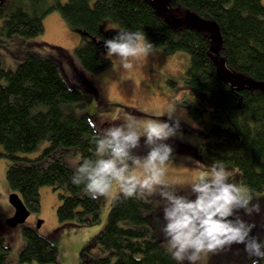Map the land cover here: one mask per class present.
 <instances>
[{
    "label": "trees",
    "instance_id": "trees-1",
    "mask_svg": "<svg viewBox=\"0 0 264 264\" xmlns=\"http://www.w3.org/2000/svg\"><path fill=\"white\" fill-rule=\"evenodd\" d=\"M171 12L183 16L192 11L214 22L221 36L220 57L239 77L264 84V5L261 0H171ZM57 11L72 29L82 33L74 49L80 66L98 73L111 65L102 55L103 40L126 28L142 31L155 47L189 57L183 81L190 99L184 104L189 117L199 124V133L209 155L176 142L200 163L209 167L222 162L236 172L239 183L264 191V91L231 88L217 76L210 59L211 32L186 27L173 29L159 18L148 0H0V49L14 36L32 39L43 33V20ZM173 13V12H172ZM105 21L115 29L103 30ZM48 47L52 56L26 51L15 70L0 69V158L7 161L6 181L29 212L40 207L39 189L50 186L59 193L56 217L59 227L97 222L98 200L73 185L74 168L55 156L59 149H72L81 157L93 155L95 128L85 116L64 112L61 106L82 101L60 72V57L66 52ZM143 140V138L141 139ZM48 146L34 158L26 155L44 142ZM150 199V198H149ZM135 198L113 199L103 229L94 243L103 254L94 264H176L154 235L138 229L149 223L145 212L151 203ZM25 246L19 263L57 264V249L34 229L22 230ZM8 247L0 233V264H6Z\"/></svg>",
    "mask_w": 264,
    "mask_h": 264
},
{
    "label": "rangeland",
    "instance_id": "rangeland-1",
    "mask_svg": "<svg viewBox=\"0 0 264 264\" xmlns=\"http://www.w3.org/2000/svg\"><path fill=\"white\" fill-rule=\"evenodd\" d=\"M94 1L90 0V4L92 5ZM261 3L264 5V0H261ZM172 12L176 16V13ZM115 28L110 21L104 22V31ZM82 36L79 30L70 28L57 11H53L43 20L42 34L32 39L14 36L0 49V69L15 70L24 60L26 51H36L45 57L54 55L48 47L39 48L37 46L39 43L58 47L66 52L65 57L59 56L61 74L70 86L76 87L82 94V101L62 105L61 109L64 112L87 117L96 130L99 127H107L109 122L105 118L118 114L121 109L136 115L143 125L153 119H166L160 116L162 110L172 103H177V109L184 112L180 121L182 135L170 138L169 141L192 148L201 156L209 155L207 143L198 132L199 124L189 117L184 104L186 99H190L183 81L189 64L186 53L169 54L161 47H154L153 53L147 59L141 57L134 69L122 70L118 59L107 55L103 47L101 53L110 59L111 65L98 73H91L80 66L74 53ZM47 146L48 142L44 141L35 152L26 156L34 158ZM174 148L178 150H174V157L167 170V179L181 194H187V185L195 174L208 167L191 155L185 154L179 147ZM146 151L141 140V148L137 149V153L145 155ZM73 152L72 149H59L55 156L74 168L79 157ZM6 167L7 161L0 158V233L9 249L6 264H36L18 261L19 252L25 246L22 236L25 226L33 228L38 236L49 239L55 245L57 264H94L96 259L103 256L94 243V238L106 223L112 198L97 199L99 217L97 222L80 226L68 223L59 227L56 217L59 193L50 186H42L39 189V210L30 212L23 224L10 227L6 224V220L14 215L15 210L9 202L12 192L5 177ZM229 170L232 173V181L239 183L236 172ZM254 197L256 198L254 202L261 205V212L251 217L243 216L242 212L241 215L245 220L256 225L252 234L264 239V191L254 193ZM149 201L151 210L145 212L149 223L139 226L138 229L147 235H154L166 249V241L161 231L164 202L158 195H154ZM198 264H256V262L247 255L242 245H233L202 257ZM258 264H264V259L259 260Z\"/></svg>",
    "mask_w": 264,
    "mask_h": 264
},
{
    "label": "clouds",
    "instance_id": "clouds-1",
    "mask_svg": "<svg viewBox=\"0 0 264 264\" xmlns=\"http://www.w3.org/2000/svg\"><path fill=\"white\" fill-rule=\"evenodd\" d=\"M103 45L107 55L118 59L122 70L134 69L137 61L147 59L155 47L144 32L126 28L104 39ZM160 116L166 119L143 125L124 109L106 117L108 126L99 127L92 136L93 155L76 161L72 184L82 186L93 200H147L158 195L164 202L161 231L166 252L176 264H198L202 257L233 245H242L258 264L264 259V239L253 235L256 225L243 218L261 212L253 190L233 182L231 171L222 162H215L197 172L187 185V194H181L167 179L174 157L167 141L182 135L184 112L172 103ZM142 138L145 155L137 153Z\"/></svg>",
    "mask_w": 264,
    "mask_h": 264
},
{
    "label": "water",
    "instance_id": "water-1",
    "mask_svg": "<svg viewBox=\"0 0 264 264\" xmlns=\"http://www.w3.org/2000/svg\"><path fill=\"white\" fill-rule=\"evenodd\" d=\"M170 2L171 0H148L149 5L155 10L159 18L170 28L179 29L181 27H186L194 30L206 29L211 32L210 59L215 67L217 76L222 82L228 84L231 88L253 87L264 91L263 83L239 77L226 67L224 60L220 57V32L218 26L214 22L204 20L192 11H187L182 17L175 16L170 10ZM9 202L13 206L15 212L11 218L6 220V224L10 227L23 224L30 212L25 208L20 197L16 193H12V195L9 196ZM37 226H39V224H37Z\"/></svg>",
    "mask_w": 264,
    "mask_h": 264
}]
</instances>
